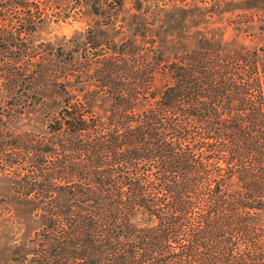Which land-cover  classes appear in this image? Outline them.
Wrapping results in <instances>:
<instances>
[{
    "label": "trees",
    "instance_id": "1",
    "mask_svg": "<svg viewBox=\"0 0 264 264\" xmlns=\"http://www.w3.org/2000/svg\"><path fill=\"white\" fill-rule=\"evenodd\" d=\"M47 1L0 0V173L45 204L32 264H264V46L246 42L264 26L239 15L170 54L143 32L74 69L26 45ZM41 81L59 111L9 128Z\"/></svg>",
    "mask_w": 264,
    "mask_h": 264
},
{
    "label": "rangeland",
    "instance_id": "2",
    "mask_svg": "<svg viewBox=\"0 0 264 264\" xmlns=\"http://www.w3.org/2000/svg\"><path fill=\"white\" fill-rule=\"evenodd\" d=\"M121 1L118 7L115 0H80V5L72 9L73 3L67 4V0L47 1L42 18L28 24L26 45L39 51L52 48L61 62L70 55L78 62L110 54L114 43H138L143 32L146 38L159 40L170 54L196 47L199 30L220 28L226 38L233 36V22L239 15H252L255 27L264 26V0ZM91 3H100L96 4L98 14L93 13ZM253 31H257V40L246 38V42L264 46V34L256 28ZM76 63L72 68L79 67ZM39 94L33 104L19 109L9 128L44 131L49 116L59 111L60 94L48 81H41ZM11 96L10 91H0V104H8ZM19 164L14 168L25 166ZM5 173H0V264H32L38 254L37 235L46 224L45 204L38 198L17 194ZM260 216L264 223V211Z\"/></svg>",
    "mask_w": 264,
    "mask_h": 264
}]
</instances>
